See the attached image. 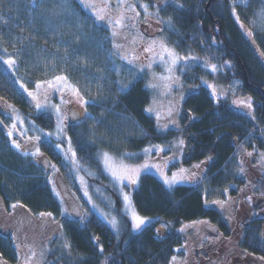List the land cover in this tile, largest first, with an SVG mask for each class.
Wrapping results in <instances>:
<instances>
[{"label": "trees", "instance_id": "obj_1", "mask_svg": "<svg viewBox=\"0 0 264 264\" xmlns=\"http://www.w3.org/2000/svg\"><path fill=\"white\" fill-rule=\"evenodd\" d=\"M235 1L170 0L158 9L165 22L161 35L167 44L184 55L198 54L200 59L182 75L185 95L177 117L180 130L164 132L158 119L147 111L153 93L146 76L134 78L114 52L110 29L96 22L81 0H36L32 7L27 0H0V21L10 26L0 34V74L7 89L2 92L17 101L28 125L39 133H53L57 130L53 116L31 113L18 83L33 88L41 80L65 75L79 89L87 101L86 114L80 117L79 112H72L68 138L102 212L92 211L81 219L65 216L49 172L30 153L13 145L8 135L11 117L0 110V216H7L5 224L0 220V264L20 261L18 241L10 235L15 226V220L9 218L12 209L35 222L29 224L27 232L36 223L42 231L47 221L66 237L65 248L54 249L47 264H170L172 257H179L185 242V224L208 220L222 232L230 230L221 212L207 207L206 199L239 182L234 159L242 146L253 144L264 152V141L260 140L264 135V34L245 31L256 23L264 3L250 0L244 11ZM53 27L56 53L51 55L38 43H49ZM195 43L197 47L192 46ZM2 58L15 59L13 74L4 68ZM209 63L223 68L217 75L220 83L239 84L236 97L252 99L250 111H238L230 100L213 97L202 84L207 74L209 79L214 77L206 70ZM180 135L186 140L182 163L199 165L198 172L206 170V175L195 186L174 187L153 175L140 176L131 198L137 213L150 218L151 223L135 232L122 195L123 189L129 188L117 185L103 172L99 154L108 153L135 165L144 159L145 150L172 145ZM59 144L56 138L43 139L38 149L46 161L59 164L63 161ZM34 145L26 149L30 151ZM262 178L260 188L264 192V175ZM41 213H51L53 221L41 220ZM263 224L256 219L239 230L245 231L244 247L248 251L258 249L264 257V244L258 237ZM157 226L166 228V238L156 237ZM239 236L238 232L231 234V244ZM54 238L53 247L60 237Z\"/></svg>", "mask_w": 264, "mask_h": 264}, {"label": "rangeland", "instance_id": "obj_2", "mask_svg": "<svg viewBox=\"0 0 264 264\" xmlns=\"http://www.w3.org/2000/svg\"><path fill=\"white\" fill-rule=\"evenodd\" d=\"M35 1L36 0H27L31 7L35 5ZM169 1L170 0H149V2L148 0H81L85 10L96 19V22L110 29L114 41V52L117 57L122 59L130 70H132L134 78L141 74L146 76L148 87L153 93V101L149 107V109H152L150 113L158 119L161 126L160 128L164 132L169 130H180L177 117L185 95L182 75L190 70L197 62H200L198 54H181L176 51L174 47L169 46L165 38L162 37L161 34L165 22L159 16L158 9ZM260 2L263 4L264 0H260ZM250 3V0L235 1V4L240 5L244 11L249 8ZM262 6L256 23L253 22V25L246 28L245 31L249 30L250 32L264 34V10H262L264 8H262ZM52 11L55 15V5L52 7ZM101 16H103V19H100ZM234 17L240 26L243 25L238 15L235 14ZM52 20L56 22V17ZM117 20L120 21L119 25L116 24ZM54 27L50 33V40L45 35V40H49V43H38L41 49H47L51 55L56 53L55 40L57 36H55ZM9 28L10 26L8 27L0 21V34L2 30H8ZM13 33L17 34L16 31ZM153 41H156L153 50L151 52L146 51V49L152 45ZM161 41H163L168 48L174 49L175 53L180 58L177 60L176 64L173 65L170 63V58L167 54H164L163 60L160 59L162 49L159 43ZM192 46L197 47L198 44L195 43ZM1 61L8 72H14V66L9 68V66L4 63L6 59L2 58ZM21 65L23 66V64ZM212 66L211 63L207 64L206 70L211 72V75L214 76L213 79H209L207 74V77L202 80V84L210 89L213 97H215L217 101L230 100L236 110H240L241 112L245 110L250 111V109L246 107V103H241V101L250 102L252 104V99H250L249 96L242 95L236 97L237 95H235V93L238 90L239 84L236 82H231L227 85L220 83V81L217 80L219 79L217 75L223 68L219 65H215L216 71H213ZM224 72L226 73L225 70ZM161 77L164 79H161ZM43 81L50 80H41L39 82ZM68 83L77 88L69 79ZM3 84L0 74V100H5L0 101V110H3L11 117L12 121L8 130L12 133L10 136L11 140H15L20 144L19 151L30 153L36 162L41 165L44 170L49 172L51 185L63 204L65 211L64 215L81 219L89 216L92 211L102 213L94 197L90 193L87 178L83 177L78 167L76 157L72 155L73 149L68 138L67 126L70 123V109L79 112L81 117H84L86 114V103L81 100L83 96L81 92L79 91L80 96H76L70 89L65 88L61 93L53 88H47L43 84L40 89H37L36 85L28 89L27 83L19 82V91L29 100L30 107L28 110L31 113L46 112L53 116L57 130L50 133L51 135H48V132L39 133L36 127L28 125V122L22 115L23 113L17 108V101L13 100L11 97L8 98L4 96L3 92L7 91V89ZM153 85H156V87H152ZM24 89H27V91ZM27 92H32L36 96V99L33 100L29 97ZM94 96H97V94L95 93ZM61 97H63V99ZM82 98L83 101H86L84 97ZM36 103L41 104L40 109L35 107ZM47 105H58L60 108L59 113L56 112L55 108L48 107ZM51 138H56V140L60 141L58 149L63 156V161L59 164L46 161L47 159L36 146L43 139L51 140ZM260 138V140L264 141V135H261ZM181 140L183 141L182 145L180 143ZM185 142V138L180 135L172 145H161L154 149H148L147 152L145 151L144 159L139 163H135V165L122 161L110 154L109 157L116 165L122 163L129 169H138L139 173L136 177L137 182L140 176L149 174L160 179L168 187L177 185H196L203 176L204 171L202 173L198 172L196 165L193 167L186 166L182 163L184 151L186 150ZM33 144L36 145L31 147L32 149L30 151L25 149L27 145L31 146ZM154 153H156V156H154ZM248 153H251V155H248ZM236 155L234 166L237 167V169L239 168V171L237 170L239 183L236 187L237 190L234 192L235 194L232 195V191L228 188L230 191L226 190L224 193L221 191L216 196H209L206 200V205L210 208L217 209L219 212H223L225 217H227L225 220L227 222L230 220L228 223L231 224L233 232L237 231L240 233L239 227H242L250 220L254 218L264 220V205L259 208H256L254 205L256 198L264 197V193L260 188V180L263 179L262 177L264 175V152L257 150L256 145L245 144L238 150ZM99 160L103 172L116 182L117 185L121 187L128 186L127 188L129 189L122 188L125 211L133 223V229L135 232H139L143 227L151 223V219L143 217L145 219V224L142 225L140 229L134 227L133 216L134 214H139L134 208L133 198L131 197L137 183L133 185L127 179L123 181L116 180L103 162L104 153L99 154ZM146 164L148 165L147 168L144 167ZM241 168L243 171H241ZM206 187L207 185H205V188ZM79 191H81L82 194ZM125 195L128 197L127 200L124 199ZM232 197H234V199H232ZM213 201H221L222 204H214ZM11 212L13 214L9 217L11 220L14 219L19 222L20 219H23V223H35L24 212L16 209H12ZM103 215L106 216L104 213ZM42 219L53 221L52 216L44 215L41 217V220ZM0 220L5 224L7 222V216H0ZM46 222L42 224V227L44 226L42 231L38 223L35 225L33 224V226L30 225V232H27L22 225L17 226V232L11 227L10 235L16 233L15 235L19 242L17 244L20 255L19 264H47L49 262L48 257L52 254L54 249L62 250L65 248L66 237H61L63 234L60 233L58 227H54L51 223L49 225V223ZM206 223L207 221H199L185 225L183 227V232L187 236V242L192 240V236H196L203 228H206L204 226ZM115 224L116 222L114 225ZM40 235L41 238L38 237ZM260 235L264 237V231ZM55 236L60 237V239L56 242V246L53 247L51 243L54 241ZM233 239L237 242L239 241V243L241 241V237H234ZM194 243L200 245L196 240H194ZM239 243H234L235 245L233 246L236 247H231L227 249V251L235 255L238 264H250L254 258L249 257L245 253L242 254L241 250H238ZM197 249H200V246L197 247ZM205 250L206 249H204V251ZM190 251L191 248L182 246L179 250V257H176L175 261L172 260L170 264H196L197 261H191L190 263V259L188 258ZM216 251L218 250L212 252ZM223 261L222 256L220 257L210 253V258L204 260L202 264H222Z\"/></svg>", "mask_w": 264, "mask_h": 264}, {"label": "snow or ice", "instance_id": "obj_3", "mask_svg": "<svg viewBox=\"0 0 264 264\" xmlns=\"http://www.w3.org/2000/svg\"><path fill=\"white\" fill-rule=\"evenodd\" d=\"M100 19H103V16L100 17ZM116 24L119 25L120 21L117 20ZM241 27H243V25H241ZM249 36L252 35V33H248ZM156 41L152 42V45L146 49V51L151 52L153 50V46H155ZM160 48L162 49V54L160 56V59L163 60L164 59V54H167V56L170 58V63L171 64H176L177 60L180 59L177 54L175 53L174 49H170L168 48V46L161 41L159 43ZM264 55V54H262ZM187 59V58H185ZM5 64H7L9 66V68H12V66H14L16 64L15 59L9 58L8 60H6L4 62ZM212 70L216 71V66L213 65L212 66ZM161 79H164L163 77H161ZM42 84L44 86H46L47 88H53L58 92H63L65 90V88H68L72 91V93L76 96H80L79 93V89L75 88L74 86L70 85L68 83V77L65 75H57L54 77L53 80L50 81H43V82H38L36 84L37 89H40ZM152 87H156V85H153ZM25 91H27V89H24ZM27 95L29 97H31L33 100L36 99V96L32 93V92H27ZM63 99V97H61ZM82 102L87 103V101H83V98L81 97ZM241 103H246V107L247 108H252V104L250 102H245V101H241ZM48 107H52L55 108L56 112L59 113L60 108L58 105H47ZM35 107L37 109L41 108V104L40 103H36ZM147 111L151 112L152 109H148ZM14 127V126H13ZM9 136L12 135L11 132L8 133ZM48 135H51L50 133ZM39 139V138H37ZM13 145L19 149L20 148V144L13 140L12 141ZM181 145L183 144V141H180ZM38 151V149H37ZM147 152V150H145ZM27 154V153H26ZM73 156H75V153H72ZM134 155V154H131ZM248 155H251V153H248ZM104 164L107 166V168L109 169V171H111L112 176L118 180V181H123L124 179H127L130 181L131 184H136L137 183V179L136 177L138 176L139 170L138 169H129L126 165H123L122 163L120 165H116L112 162L111 158L109 157L108 153H104ZM242 163V162H241ZM145 168L148 167V165H144ZM196 167H199V165H196ZM241 171H243V169L241 168ZM123 173V174H122ZM175 179V178H174ZM125 200L128 199L127 195H125L124 197ZM214 204H222L221 201H213ZM15 207V205L13 206ZM42 216L47 215V216H51V213H41ZM133 220H134V227L136 229H140L142 227V225L145 224V219L143 217H140L139 215H135L133 216ZM176 257H172V260L175 261Z\"/></svg>", "mask_w": 264, "mask_h": 264}, {"label": "flooded vegetation", "instance_id": "obj_4", "mask_svg": "<svg viewBox=\"0 0 264 264\" xmlns=\"http://www.w3.org/2000/svg\"><path fill=\"white\" fill-rule=\"evenodd\" d=\"M230 236L231 235H222V233L210 235L206 229L201 230V232L198 233L196 236H192L191 239H193V240L186 243V247L191 248L190 254L188 256V258L190 259V263H191V261L192 262L197 261L196 264H202V262L204 260H207L210 258L209 253H211V254L213 253L216 256H220V257L222 256L223 257L224 261L222 264H238V262L236 261L237 258L235 257V255H233V253H230V251H227V249H229L231 247L232 248L236 247V246H233V244H231L230 240H227V239H231ZM194 240L198 241V243L200 245H197L196 243H194ZM261 242L262 243L264 242V238H263V241H261ZM234 243H237V241H235ZM238 243H239V241H238ZM217 245H219V246H217ZM199 246H204L206 250L204 251V248L197 249V247H199ZM222 249H224V250H222ZM215 250H218V251L212 252ZM238 250H240V249L238 248ZM254 252L256 255H252V254L249 255L248 254L249 257L254 258V260L250 264H264V257L258 251V249H255ZM206 255L208 258L205 257ZM198 260H201V261L199 262ZM242 264H246V263H242Z\"/></svg>", "mask_w": 264, "mask_h": 264}, {"label": "water", "instance_id": "obj_5", "mask_svg": "<svg viewBox=\"0 0 264 264\" xmlns=\"http://www.w3.org/2000/svg\"><path fill=\"white\" fill-rule=\"evenodd\" d=\"M264 204V198H258L255 202V205L258 207V206H261Z\"/></svg>", "mask_w": 264, "mask_h": 264}]
</instances>
